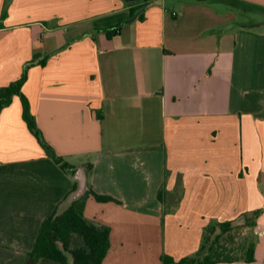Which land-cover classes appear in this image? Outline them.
<instances>
[{
    "label": "crops",
    "instance_id": "crops-1",
    "mask_svg": "<svg viewBox=\"0 0 264 264\" xmlns=\"http://www.w3.org/2000/svg\"><path fill=\"white\" fill-rule=\"evenodd\" d=\"M211 1L0 0V264L28 263L80 169L118 201L85 202L103 264L178 262L217 223L254 252L214 264H264V0Z\"/></svg>",
    "mask_w": 264,
    "mask_h": 264
},
{
    "label": "trees",
    "instance_id": "trees-1",
    "mask_svg": "<svg viewBox=\"0 0 264 264\" xmlns=\"http://www.w3.org/2000/svg\"><path fill=\"white\" fill-rule=\"evenodd\" d=\"M120 30L121 25L108 30V37H115ZM19 84L0 90V107L10 102L12 96L17 93ZM23 107L25 120L30 130L42 143L46 155L64 172L75 175L77 168L59 156L42 136L24 98ZM92 167V164L86 165L88 172L92 170ZM76 188L77 184L74 189ZM89 194H93L100 202H118L110 196L98 195L89 189L84 196L68 205L66 200L69 195H67L43 220L34 247L28 254L27 264H37L41 259L53 260L59 264H103L111 247V230L109 227L91 222L85 217V202ZM233 229L232 223L210 225L204 234V244L194 256L175 262L164 255L163 264H214L241 259L252 261L254 252L252 243H245L240 247L242 251L240 257L234 258L227 255L229 253L222 245L221 239L225 235H229Z\"/></svg>",
    "mask_w": 264,
    "mask_h": 264
},
{
    "label": "rangeland",
    "instance_id": "rangeland-1",
    "mask_svg": "<svg viewBox=\"0 0 264 264\" xmlns=\"http://www.w3.org/2000/svg\"><path fill=\"white\" fill-rule=\"evenodd\" d=\"M213 6L219 4V2L217 0H213L211 1ZM231 18H235V19H244V18H248V16L246 14H239V13H235L234 15H231ZM242 238V236H238L236 232H230L229 235H225L222 239H221V243L224 247H226V250L229 254L227 255H231L232 257L236 258V257H240L242 254V251L240 250L241 244L239 243V239Z\"/></svg>",
    "mask_w": 264,
    "mask_h": 264
},
{
    "label": "water",
    "instance_id": "water-1",
    "mask_svg": "<svg viewBox=\"0 0 264 264\" xmlns=\"http://www.w3.org/2000/svg\"><path fill=\"white\" fill-rule=\"evenodd\" d=\"M127 2H135L137 0H125ZM139 14L135 15L130 19V21L135 20ZM76 178L78 180V187L69 195L68 199L66 200V204L70 205L74 201L78 200L82 196L85 195L87 191V176L85 173V169H80L76 174Z\"/></svg>",
    "mask_w": 264,
    "mask_h": 264
}]
</instances>
